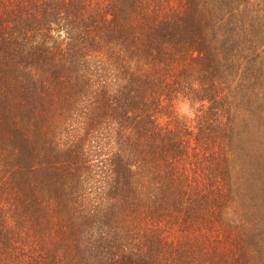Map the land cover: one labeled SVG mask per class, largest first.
<instances>
[{"label": "trees", "instance_id": "trees-1", "mask_svg": "<svg viewBox=\"0 0 264 264\" xmlns=\"http://www.w3.org/2000/svg\"><path fill=\"white\" fill-rule=\"evenodd\" d=\"M0 264H264V0H0Z\"/></svg>", "mask_w": 264, "mask_h": 264}, {"label": "rangeland", "instance_id": "rangeland-1", "mask_svg": "<svg viewBox=\"0 0 264 264\" xmlns=\"http://www.w3.org/2000/svg\"><path fill=\"white\" fill-rule=\"evenodd\" d=\"M195 110L196 107L192 106V104L187 100L179 102L176 108V112L179 117L190 123H193V120L195 118Z\"/></svg>", "mask_w": 264, "mask_h": 264}]
</instances>
